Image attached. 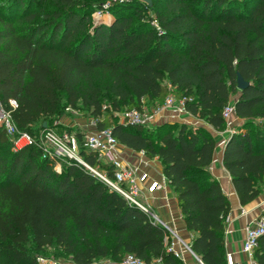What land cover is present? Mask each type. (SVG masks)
I'll list each match as a JSON object with an SVG mask.
<instances>
[{"label":"trees","instance_id":"16d2710c","mask_svg":"<svg viewBox=\"0 0 264 264\" xmlns=\"http://www.w3.org/2000/svg\"><path fill=\"white\" fill-rule=\"evenodd\" d=\"M103 1L107 21L75 0H57L35 22L25 0L0 4V97L15 99L14 120L32 133L39 118L81 104L97 129L159 158L186 228L195 233L191 249L204 264H226L231 203L210 171L212 132L186 122H126L116 113L142 110L145 98L159 106L172 94L185 111L222 131L223 109L235 97L242 123L229 133L222 162L239 203L254 200L264 190V0ZM238 72L249 81L244 89L237 87ZM74 133L83 158L111 173L86 149L85 134ZM12 147L0 127V264H38L49 246L74 264L119 261L127 253L145 264H184L152 208L129 201L74 159L42 158L29 144ZM253 256L264 264V233Z\"/></svg>","mask_w":264,"mask_h":264},{"label":"built area","instance_id":"2783aa9c","mask_svg":"<svg viewBox=\"0 0 264 264\" xmlns=\"http://www.w3.org/2000/svg\"><path fill=\"white\" fill-rule=\"evenodd\" d=\"M174 103H178L180 109H184L183 100H177L172 94L167 95L162 106L172 107ZM15 107L16 101L14 98H9L7 101H3L0 97V127L4 128L7 134L13 138L14 146L21 144L34 145L40 150L42 158H53L55 160L57 159V161L74 159L100 177L111 188L124 195L129 201L137 204L145 211L150 212L148 207L141 204L138 200L137 196L140 188L135 180L134 168L126 161L114 155L117 141L111 135L109 129H95L84 135L83 139L87 150L94 151L98 159L105 157L107 163L111 165V173L90 164L83 158L81 155L79 139L72 131L64 130L59 133L53 128H43L39 134H37L19 128L13 116V110ZM234 113V104L229 102L223 109V116L226 119H229ZM116 114H118L121 121L134 123H145L148 121V116L143 110L138 108L125 109ZM55 167L57 170H60V162H57ZM158 186V184H153L152 188ZM152 215L155 218V214L152 213ZM230 221L231 215L229 213L225 217V222L228 225ZM263 233L264 215L248 223L245 227V238L242 243L241 251L247 255L249 264H254V249L257 246L258 237ZM171 249L179 255V252L174 247L173 241ZM225 259L226 264H243L240 259L236 258L232 251L225 252ZM37 262L38 264H62V261L59 258L43 255L37 257ZM88 264H145V262L133 253H127L119 261L94 260Z\"/></svg>","mask_w":264,"mask_h":264},{"label":"crops","instance_id":"0c3cea01","mask_svg":"<svg viewBox=\"0 0 264 264\" xmlns=\"http://www.w3.org/2000/svg\"><path fill=\"white\" fill-rule=\"evenodd\" d=\"M234 100L235 97L231 99L233 104ZM158 108L157 113L148 118V121L150 120L153 124L186 122L190 125L204 126L212 132L216 145L210 171L219 180L223 191L231 203V210L229 212L231 221L227 225L225 232V249L226 251H232L243 264H249L247 255L241 251L245 238V227L248 223L262 216V212L264 211V190L250 203L241 205L230 174L222 162L226 139L234 128L241 125L242 119L234 113L227 119L226 129L217 131L204 120L190 114L184 109H180L178 103H174L172 107H164L161 104ZM114 155L126 161L134 168L135 180L140 188L139 199L152 208L156 215L177 230L185 240L190 242L195 233L186 228L175 194L162 172L160 159L157 157L147 158L142 151H135L118 142ZM153 184H158L159 186L152 188ZM174 247L178 252L180 251L179 255L182 257L184 264H204L193 251L187 248H181L180 250L177 245Z\"/></svg>","mask_w":264,"mask_h":264},{"label":"rangeland","instance_id":"374dc122","mask_svg":"<svg viewBox=\"0 0 264 264\" xmlns=\"http://www.w3.org/2000/svg\"><path fill=\"white\" fill-rule=\"evenodd\" d=\"M8 0H0L1 8H5L6 2ZM27 3V6H29V10L31 12H34L35 18L33 21L35 22L40 20L41 14L46 11L49 8H54L56 6H59V3H57V0H25ZM79 5H88L92 6L93 12H92V18L96 19L97 16H99V19H103L104 21H107L110 17V12L106 10L108 7L107 1L103 0H75ZM104 6V7H103ZM151 6V5H150ZM26 23V21H24ZM106 104V103H105ZM107 105V104H106ZM142 110L144 113L149 117H151L153 114L157 113L159 110L158 106L151 105L147 99L145 98L144 101H142ZM120 119V118H119ZM149 126H153L154 124L151 123V121L145 122ZM33 128H36L37 134L43 129V128H53L57 132H62L64 130L72 131V132H81L83 134H88L92 132L93 130L97 129L96 126V118L91 114L90 109H87L81 104H77L76 106H61L58 113L52 115V116H45L39 118V120L33 124ZM21 145L12 147L13 150L16 148H19ZM100 161L103 163H106L105 157H101ZM138 200L141 202V204H144L139 199L138 194ZM146 207H148L146 205ZM161 223V222H160ZM167 228V227H166ZM171 234V239L174 243V246H179L180 250L181 248H187L189 249L182 240H180L169 228H167ZM187 239H190L186 237ZM176 249V248H175ZM178 249V248H177ZM190 250V249H189ZM180 252V251H179ZM45 256H54L59 257L62 260V264H74L70 257H67L66 255L62 253H58V250L54 246H49L42 251V253ZM57 254V255H56ZM181 257V256H180ZM198 257V256H197ZM182 259V257H181ZM106 260V259H102ZM183 260V259H182ZM184 262V261H183Z\"/></svg>","mask_w":264,"mask_h":264},{"label":"water","instance_id":"95a60500","mask_svg":"<svg viewBox=\"0 0 264 264\" xmlns=\"http://www.w3.org/2000/svg\"><path fill=\"white\" fill-rule=\"evenodd\" d=\"M144 2H146L149 6L152 4V0H142ZM237 87L239 89H244L246 88L248 85H249V81H247L239 72L237 73ZM155 218L161 222L165 227L169 228L170 230H172V232L180 239L182 240V242H184V244L191 250V245H190V242H188L187 240H185L181 234L175 230L172 226H170L165 220H163L161 217H159L158 215L155 214ZM194 253V252H193ZM153 264H163L162 261L158 260L156 261L155 263Z\"/></svg>","mask_w":264,"mask_h":264}]
</instances>
